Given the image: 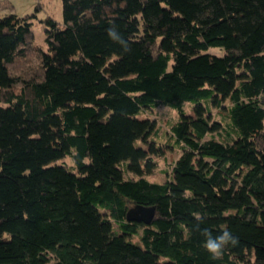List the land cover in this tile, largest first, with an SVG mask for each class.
<instances>
[{
    "label": "trees",
    "instance_id": "trees-1",
    "mask_svg": "<svg viewBox=\"0 0 264 264\" xmlns=\"http://www.w3.org/2000/svg\"><path fill=\"white\" fill-rule=\"evenodd\" d=\"M62 13L23 75L10 67L36 14L0 17V264H264V0H62ZM161 101L180 113L181 153L153 182L149 154L166 150L138 115ZM213 106L232 141L214 136L231 131ZM67 156L75 169L53 165ZM139 207L151 222L128 217ZM205 228L236 243L212 259Z\"/></svg>",
    "mask_w": 264,
    "mask_h": 264
},
{
    "label": "rangeland",
    "instance_id": "rangeland-1",
    "mask_svg": "<svg viewBox=\"0 0 264 264\" xmlns=\"http://www.w3.org/2000/svg\"><path fill=\"white\" fill-rule=\"evenodd\" d=\"M12 4H16L21 17L30 14H36V17L32 21V31L34 38L32 40V45L26 53V57L18 58L14 65H11V70L15 73L25 74L28 70H36L40 67V54L49 51V44L46 41V20L48 18H53L57 22L63 24V13H62V0H12ZM3 4V3H2ZM1 6L0 13L2 10ZM4 15L0 14V17ZM209 53L223 55L224 50L218 47H211L207 50ZM225 106H230V101H225ZM213 117L215 120L222 121L231 131L230 135L214 134L218 140L222 141H232L237 134L229 127V116L226 110H219L217 107L213 106L211 108ZM184 112L187 115H194L193 103L186 102L184 104ZM139 118L145 119L149 118L156 120L157 129L156 132L151 136V140L157 143V146H161L166 150L165 154L161 157L156 154H149V158L152 162L157 163L156 167L148 174L146 177L153 182H164L168 179H172V165L174 161L179 157L181 151L179 148L175 147L170 139V131L172 125H174L180 119V113L174 107L164 103L158 102L157 104L151 106V108L145 109L138 115ZM210 137V136H209ZM172 146V147H171ZM144 148L148 150V145H144ZM53 165H66L70 169H75V163L72 157L67 156L60 160L53 162ZM125 167V166H123ZM125 176L127 178L134 177L131 173L126 172ZM102 214L108 217V212L105 209H101ZM116 231H119V227L114 220H111ZM142 234L140 230L139 234L130 236L129 239L133 242H138L139 237ZM166 259V258H165Z\"/></svg>",
    "mask_w": 264,
    "mask_h": 264
},
{
    "label": "clouds",
    "instance_id": "clouds-1",
    "mask_svg": "<svg viewBox=\"0 0 264 264\" xmlns=\"http://www.w3.org/2000/svg\"><path fill=\"white\" fill-rule=\"evenodd\" d=\"M107 32L113 41L119 42L127 48L126 41L123 40L115 26L110 27ZM196 227L199 229V224ZM202 234L205 236L203 247L211 255L212 259H219L227 245L236 243V238L228 230H223L221 234L213 236L211 231L205 228L202 230Z\"/></svg>",
    "mask_w": 264,
    "mask_h": 264
},
{
    "label": "water",
    "instance_id": "water-1",
    "mask_svg": "<svg viewBox=\"0 0 264 264\" xmlns=\"http://www.w3.org/2000/svg\"><path fill=\"white\" fill-rule=\"evenodd\" d=\"M155 210L154 209H147L139 207L137 209H133L128 213L129 218H134L137 220H143L145 222H151L154 217Z\"/></svg>",
    "mask_w": 264,
    "mask_h": 264
},
{
    "label": "crops",
    "instance_id": "crops-1",
    "mask_svg": "<svg viewBox=\"0 0 264 264\" xmlns=\"http://www.w3.org/2000/svg\"><path fill=\"white\" fill-rule=\"evenodd\" d=\"M12 3H13L12 0H0V9H1V6L4 5L2 7L0 14L7 15L10 13H15L18 16H20V13L18 11L19 10L18 7L16 6V4H12Z\"/></svg>",
    "mask_w": 264,
    "mask_h": 264
}]
</instances>
